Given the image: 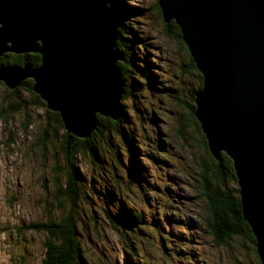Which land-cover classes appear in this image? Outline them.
<instances>
[{"label": "rangeland", "instance_id": "374dc122", "mask_svg": "<svg viewBox=\"0 0 264 264\" xmlns=\"http://www.w3.org/2000/svg\"><path fill=\"white\" fill-rule=\"evenodd\" d=\"M123 6L145 49L136 52V86L121 99L128 137L123 129L119 137L105 130L97 157L77 160L85 178L75 207L84 263L261 264L247 238L217 244L206 230L201 163L214 164L189 116L199 76L186 49L165 25L158 0H125ZM120 7L118 17L125 11ZM6 88L0 81V264H42L46 232L25 225L59 220L72 207L64 137L52 130L56 121L45 107L30 105L28 92L12 98ZM44 129L51 133L45 148L38 144ZM226 185L239 189L228 177ZM113 205L141 212L142 222L126 223Z\"/></svg>", "mask_w": 264, "mask_h": 264}, {"label": "water", "instance_id": "95a60500", "mask_svg": "<svg viewBox=\"0 0 264 264\" xmlns=\"http://www.w3.org/2000/svg\"><path fill=\"white\" fill-rule=\"evenodd\" d=\"M112 0H0V58L39 53L41 64H0V81L33 90L65 129L86 138L97 115L117 120L124 92ZM174 19L203 85L194 116L216 160H232L245 220L264 264V0H158ZM115 13V14H114Z\"/></svg>", "mask_w": 264, "mask_h": 264}, {"label": "trees", "instance_id": "16d2710c", "mask_svg": "<svg viewBox=\"0 0 264 264\" xmlns=\"http://www.w3.org/2000/svg\"><path fill=\"white\" fill-rule=\"evenodd\" d=\"M110 5L112 11L117 5L121 6V11L125 10L124 14L121 15V17H117L116 15H114L116 27L118 29L116 48L124 54V59L122 61H118L124 88L122 98L124 99L125 97L128 98L129 94L131 93L129 92L128 88L132 87L134 89L136 86H134V77L136 75V70H138L135 62L136 52L141 48L145 49V42L139 39L137 33L138 31L132 23V18L127 17V15L131 13V11L127 8L124 9L123 5H125V0H112ZM127 20H129V24L127 23ZM165 25L170 29V32L174 33L175 38L178 39L181 46L186 49L189 55L191 66L196 68L195 62L182 39L179 25L175 22L174 19L170 20L167 23L165 22ZM0 64L9 66L30 64L33 67H38L41 64V56L39 53L15 54L7 52L0 58ZM196 72L199 76L200 89L203 85V76L197 68ZM131 73H133L134 75H131ZM33 85L34 80L29 78L24 80L19 86L14 89H6L8 93H10V96H12V98L21 99L22 92H28L32 97L30 105L45 107V112L49 120L51 118L52 120L56 121L57 127H52V130L55 133L59 132V130L62 131V135L64 137V144L62 146V149L65 153L69 177L66 193L68 195V198L72 202V207L69 209L67 215L60 216L59 220H47L41 223H30L25 226L28 231L34 229L36 231H42L44 233L46 232V241L44 245L45 254L42 260V264H85L83 261L84 252L80 242V230L77 223L78 212L75 209L76 203L80 201L81 194L83 192L82 188H84L85 185V178L76 167L77 160L82 154H87L92 159L97 157V147L100 148L103 145L105 130L108 131L107 135H109V137L116 135L119 137L120 131L121 129H123L121 136L126 139L128 137V133L126 132V130L130 129L128 118L124 109H122L121 115L117 120H112L109 117L97 115V127L91 133V135L86 138L78 137L65 129L59 113L51 111L47 108L46 102L37 93L34 92ZM195 93L194 95H192L193 99L195 97ZM23 102L24 104H26L25 101ZM11 108L12 106L9 107V110ZM17 108H13V110H16ZM189 108L191 109V111L189 112L190 119L198 128V131L200 133L202 131V128L198 120L194 116L196 107L195 105H192ZM6 109L8 110V108ZM2 118L5 119L6 115H2ZM44 130L45 137L43 139H40L38 143L40 146L43 145V148H45V144H43L42 142L45 141V139L51 134L49 133L48 129ZM201 138L202 145L204 144L205 151L208 154V159L211 160L214 164L212 167L210 165H206V159L201 163L202 171L200 175V189L207 202L208 214V216L205 218L206 230L212 235L214 241L217 244L227 243L229 240L238 236L247 238L254 245V249L259 260V256L256 250V238L253 235L250 225L243 216L239 189L232 191L226 185L227 177L230 180L237 182L233 162L225 152H222L220 160H216L208 149L205 135H201ZM131 153H133V151H131ZM113 207L116 206L113 205ZM116 208L118 210V213L121 214V217L125 218L126 223L128 222L130 224H133L134 226H138V224L142 222L141 212L135 210L129 212L124 205H122L121 208ZM112 213L116 214L117 212L112 211ZM112 223L114 224V226H117L116 222ZM119 236L123 239L126 238L125 234H123V236Z\"/></svg>", "mask_w": 264, "mask_h": 264}, {"label": "flooded vegetation", "instance_id": "af4514ba", "mask_svg": "<svg viewBox=\"0 0 264 264\" xmlns=\"http://www.w3.org/2000/svg\"><path fill=\"white\" fill-rule=\"evenodd\" d=\"M15 54H17V53H15ZM19 54H22V53H19ZM24 54V53H23Z\"/></svg>", "mask_w": 264, "mask_h": 264}, {"label": "bare ground", "instance_id": "6f19581e", "mask_svg": "<svg viewBox=\"0 0 264 264\" xmlns=\"http://www.w3.org/2000/svg\"><path fill=\"white\" fill-rule=\"evenodd\" d=\"M5 66H7V65H5ZM9 66V65H8ZM15 66H17V65H15Z\"/></svg>", "mask_w": 264, "mask_h": 264}]
</instances>
